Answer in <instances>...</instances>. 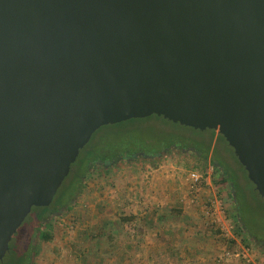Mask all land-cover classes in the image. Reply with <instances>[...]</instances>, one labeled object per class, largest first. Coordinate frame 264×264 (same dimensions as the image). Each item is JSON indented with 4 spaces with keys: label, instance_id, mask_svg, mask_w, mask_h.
Instances as JSON below:
<instances>
[{
    "label": "water",
    "instance_id": "obj_1",
    "mask_svg": "<svg viewBox=\"0 0 264 264\" xmlns=\"http://www.w3.org/2000/svg\"><path fill=\"white\" fill-rule=\"evenodd\" d=\"M154 114L264 197V0H0V260L100 127Z\"/></svg>",
    "mask_w": 264,
    "mask_h": 264
},
{
    "label": "rangeland",
    "instance_id": "obj_2",
    "mask_svg": "<svg viewBox=\"0 0 264 264\" xmlns=\"http://www.w3.org/2000/svg\"><path fill=\"white\" fill-rule=\"evenodd\" d=\"M220 135L156 117L99 130L91 138L102 144L127 136L159 153L92 167L69 207L41 220L32 207L10 243L26 253L32 228L28 264H264V197ZM172 140L180 146L159 149ZM208 143L203 158L194 146ZM191 171L204 179L197 189Z\"/></svg>",
    "mask_w": 264,
    "mask_h": 264
},
{
    "label": "trees",
    "instance_id": "obj_3",
    "mask_svg": "<svg viewBox=\"0 0 264 264\" xmlns=\"http://www.w3.org/2000/svg\"><path fill=\"white\" fill-rule=\"evenodd\" d=\"M152 117H156V118H160L162 120L168 121V122H172V121L165 119L162 116H158L154 114V115H151L145 118H132V119L122 121L119 123L105 125V126L100 127L95 133H97L99 130L103 128H107V127L115 128L116 126H119V125L122 126V125L129 124V123H132L134 121H139V120L143 121V120L150 119ZM182 126H185V125H182ZM185 127L190 128L195 131L196 130L200 131L199 129H195L189 126H185ZM205 130H208V129H205ZM203 131L204 130H201V132ZM220 137L223 140H225L222 135H220ZM93 138H90L92 140H89L90 142H88L79 151V154L76 160L70 165L69 173L63 180L61 186L57 190L54 196V199L52 201V204L53 206L55 205V207L52 208L51 207L52 204L51 206L49 205L47 207H34L35 208L34 211H37V219L39 220L43 219L46 216L44 212H47L49 215V214L57 212V210L59 211V208H58L59 206L66 207V208L69 207L70 206L69 203H71L75 199V197L81 192L83 188L84 178H86L90 174V170L92 167H100V168H103L107 172L109 170V166L111 165V163H114L121 158H133L134 156L138 154H141L144 157L146 156L155 157L159 153V150L157 148H151V146H153L151 143V140L147 141L146 139H144L141 141H136L135 139L131 137L122 136V138L119 139L120 142H117V143L108 142L106 144H102L100 142H97L96 140H94L95 138L94 139ZM179 139L182 141L187 140L186 137L185 139H182V138H179ZM199 142H204L205 144V140L204 141L198 140L197 143ZM204 144L202 146H199V144H197L194 147L201 154L203 158H206L209 152L210 143H208L205 146ZM170 145L180 146L177 140H172L169 142L168 141L164 142L163 145L159 149L162 150V149L168 148ZM211 161L212 163H215L216 166L220 164V162L215 159H212ZM74 168L76 169L74 170ZM232 185L234 186V188L237 189L235 182L232 183ZM32 237H33L32 228H30L28 232L25 233V235L23 234V238L25 240L24 243H25V246L27 247V252L23 254H17V252L14 249L15 247L13 245V242L10 243L11 242L10 240L8 251L5 254V256L7 254L8 256H6V258L4 256L3 259L0 260V264H9L8 263L9 260H11L10 261L11 263L16 262L17 264H28L29 261L31 260L32 252L34 249V242H33Z\"/></svg>",
    "mask_w": 264,
    "mask_h": 264
},
{
    "label": "built area",
    "instance_id": "obj_4",
    "mask_svg": "<svg viewBox=\"0 0 264 264\" xmlns=\"http://www.w3.org/2000/svg\"><path fill=\"white\" fill-rule=\"evenodd\" d=\"M189 181H191V187L197 189L198 186L203 184L204 179L201 174L199 175L198 173L191 171L189 173Z\"/></svg>",
    "mask_w": 264,
    "mask_h": 264
},
{
    "label": "crops",
    "instance_id": "obj_5",
    "mask_svg": "<svg viewBox=\"0 0 264 264\" xmlns=\"http://www.w3.org/2000/svg\"><path fill=\"white\" fill-rule=\"evenodd\" d=\"M190 239H197L196 237H193L192 235H190Z\"/></svg>",
    "mask_w": 264,
    "mask_h": 264
},
{
    "label": "flooded vegetation",
    "instance_id": "obj_6",
    "mask_svg": "<svg viewBox=\"0 0 264 264\" xmlns=\"http://www.w3.org/2000/svg\"><path fill=\"white\" fill-rule=\"evenodd\" d=\"M220 162H222V161L220 160Z\"/></svg>",
    "mask_w": 264,
    "mask_h": 264
}]
</instances>
